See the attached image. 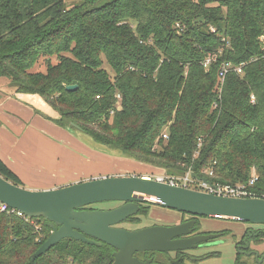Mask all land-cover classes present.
<instances>
[{"label":"trees","instance_id":"obj_1","mask_svg":"<svg viewBox=\"0 0 264 264\" xmlns=\"http://www.w3.org/2000/svg\"><path fill=\"white\" fill-rule=\"evenodd\" d=\"M97 1L0 0V80L39 95L58 126L138 165L212 184L256 175L263 198L264 0ZM0 175L24 187L1 158ZM145 204L131 222L148 214ZM51 233L42 216L0 211V264L114 262L109 244L73 238L33 259ZM253 239L262 243L264 232ZM170 254L136 255L168 264ZM243 255L235 264H251Z\"/></svg>","mask_w":264,"mask_h":264},{"label":"water","instance_id":"obj_2","mask_svg":"<svg viewBox=\"0 0 264 264\" xmlns=\"http://www.w3.org/2000/svg\"><path fill=\"white\" fill-rule=\"evenodd\" d=\"M204 181L210 184L207 179ZM0 202L27 217L42 216L51 222L52 233L33 254V259L45 254L60 240L73 238L96 245L105 242L114 247L112 264H161L152 258L143 260L136 254L195 249L200 242L219 236H188L196 224L195 219L137 229L116 226L138 214L143 203L197 217L264 224V198L221 196L138 175L102 176L41 190L16 185L0 175ZM101 202L122 204L112 209H87ZM170 263L184 264L182 257L171 259Z\"/></svg>","mask_w":264,"mask_h":264},{"label":"rangeland","instance_id":"obj_3","mask_svg":"<svg viewBox=\"0 0 264 264\" xmlns=\"http://www.w3.org/2000/svg\"><path fill=\"white\" fill-rule=\"evenodd\" d=\"M81 0H68V4H76L79 3ZM109 0H99L95 3L94 7H100L107 3ZM76 2V3H74ZM11 83L0 80V86L5 85L6 87L10 86L13 88ZM36 95V94H33ZM38 98L30 99L32 106L36 111V114H40L46 119L55 123V118L58 116V112L52 108L49 104L46 103L44 99ZM51 122V123H52ZM56 124V123H55ZM63 128V127H62ZM71 136V138L75 140H79L83 143L81 146H69L68 143L65 147V152L61 151V161L59 163V167L56 171L57 177H63L58 179L57 181L60 182L62 186H66L72 183L88 180L94 178L97 174L100 175L103 171H108V176H132V175H159V174H166V170L162 168H154V167H146L142 165H138L140 163H135L127 159V157L117 150H113L103 145H99L94 142L88 135L81 132L80 130L70 131L68 128H64ZM50 137L52 141L61 143L57 138L54 137V134L51 133ZM78 141V142H79ZM63 149V148H62ZM59 150V149H58ZM73 153L76 156H66L65 153ZM58 158H60L59 152L56 154ZM41 168L45 169L39 174L48 175L54 170L49 166H42ZM100 173V174H99ZM39 174H35L36 178ZM100 177V176H99ZM102 177V176H101ZM32 178V177H31ZM34 178L30 179L33 181ZM54 179L39 181L36 186L30 188L27 185V181L24 182V187L30 189L41 190L46 188L45 185H54L57 182ZM59 186V185H58ZM60 186V187H62ZM59 188V187H56ZM207 190L206 188H204ZM203 189V190H204ZM201 191V190H200ZM255 192V191H254ZM256 193V192H255ZM114 204V202H101L95 204L97 208L103 207H110ZM149 209V208H148ZM140 221L138 223L135 222H125L122 224V227L128 229H137L152 225H164L169 223L179 222L181 219V214L177 210L161 207V206H152L148 210L147 215H139ZM197 225L198 229L203 230H219L223 232L221 242L217 243L216 245L208 246L205 248H200L198 250H193L192 253L198 254L197 257H201L205 255L206 252H218L217 256H212L207 259H204L197 264H235L236 257L238 255L236 241L233 237L239 238L241 237L242 233L248 227L249 224L239 222V221H230V220H223V219H216V218H209L206 216H199L197 218ZM258 227V226H255ZM228 231V234L226 232ZM202 254V255H201ZM173 252L171 256H173ZM161 256H158L160 258ZM162 258V257H161ZM243 259L248 261L251 264H264V261L257 260L254 257L243 255ZM163 260V258H162ZM187 262H191L189 259L186 260Z\"/></svg>","mask_w":264,"mask_h":264},{"label":"crops","instance_id":"obj_4","mask_svg":"<svg viewBox=\"0 0 264 264\" xmlns=\"http://www.w3.org/2000/svg\"><path fill=\"white\" fill-rule=\"evenodd\" d=\"M38 98L37 95L16 92V89L5 85L0 86V158L22 179L27 181L32 188L39 181L63 177H57L56 171L61 159V151L65 152L64 144L69 146H81L83 143L71 138L70 134L54 122L36 114L30 99ZM39 99L42 98L39 96ZM52 122V123H51ZM53 133L61 143L52 141ZM63 148V149H62ZM59 149V150H58ZM59 152L60 158L56 156ZM66 156H76L73 153H65ZM42 166L51 167L54 172L48 175L39 174ZM35 174H39L36 178ZM100 174V173H99ZM111 175L103 171L96 177ZM146 177V175H142ZM33 179L31 181L30 179ZM46 184L44 189H52L62 186L58 184ZM59 185V186H58ZM64 186V185H63Z\"/></svg>","mask_w":264,"mask_h":264},{"label":"flooded vegetation","instance_id":"obj_5","mask_svg":"<svg viewBox=\"0 0 264 264\" xmlns=\"http://www.w3.org/2000/svg\"><path fill=\"white\" fill-rule=\"evenodd\" d=\"M122 202H114V204L110 207H103V208H97L94 205L88 206L87 209H112L115 208L119 205H121ZM145 204V203H143ZM146 205V204H145ZM181 219L179 222H175V223H169V224H164V225H174L177 223H182V222H187L190 220L195 219L196 220V224L193 228V231L191 232V234H189L188 236H194V235H204V234H219L218 237L216 238H211L208 239L206 241L200 242L197 246V248L195 249H190V250H185V251H178V252H173V256L168 255L169 258V263L171 259H178L180 257H182V261L184 264H197L198 262H195V258L197 259L198 254H194L192 253L193 250H198L200 248H205L208 246H212V245H216L217 243L221 242V238L223 236V232L219 231V230H203V229H198V225H197V216H193L191 214H187V213H181ZM125 222H130V218H128L127 220L121 222L120 224H117L116 226L118 227H122V224ZM243 223H247L249 224L248 227L245 229V231L242 233L241 237L239 238H235L236 241V247H237V252L247 255V256H251L254 257L257 260H262L264 261V240L262 243L257 244L253 237H257L259 234H261L262 232H264V224H252V223H248V222H243ZM258 226V227H255ZM172 253V252H171ZM208 253V252H206ZM202 255V254H201ZM188 256L191 257V262H187L186 259H188ZM146 258H150L148 256L145 257Z\"/></svg>","mask_w":264,"mask_h":264},{"label":"built area","instance_id":"obj_6","mask_svg":"<svg viewBox=\"0 0 264 264\" xmlns=\"http://www.w3.org/2000/svg\"><path fill=\"white\" fill-rule=\"evenodd\" d=\"M209 64V60L205 63V66ZM238 73H242L243 69L242 66H239L235 69ZM227 71L226 68H224V71L221 72V75L223 76L225 72ZM164 138H168V134H163ZM147 179H155L160 182H166L172 185L197 189L201 191L206 192H212L221 196H227V197H239V198H249V197H258L257 194L253 190V186L255 185L256 181L258 180V177L254 175L247 184L240 183L236 185L231 184H212L207 183L204 180H196L193 177V174L191 171H188L185 175L180 176H169L164 174H159L155 176L148 175L146 176ZM206 188L207 190H205ZM204 189V190H203ZM264 198V197H263ZM9 209L14 210L10 208L7 204L0 202V211H8ZM19 212V211H18ZM19 214H21L19 212Z\"/></svg>","mask_w":264,"mask_h":264}]
</instances>
